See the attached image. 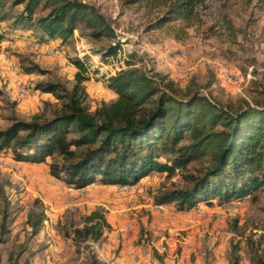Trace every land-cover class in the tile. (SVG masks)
<instances>
[{
  "label": "rangeland",
  "instance_id": "1",
  "mask_svg": "<svg viewBox=\"0 0 264 264\" xmlns=\"http://www.w3.org/2000/svg\"><path fill=\"white\" fill-rule=\"evenodd\" d=\"M83 1L97 6L112 21L122 44L118 56L136 53L138 65L155 78L173 81L184 93L198 90L234 110L248 103L264 105V11L256 6L257 0H207L208 7L200 9L189 25L177 20L153 29L147 27L166 9L163 0L132 5L124 0ZM47 12L38 9L37 15ZM10 22L0 26V32L7 31L0 41V129L16 119L44 120L60 112L63 99L37 90L36 85L53 81L72 90L77 72L73 59L88 54L97 67L100 55L96 52L109 43L94 40L84 28L76 29L65 43L61 38L44 42L37 30L10 32ZM117 61L109 62L114 73ZM32 64L45 73L22 71ZM110 65L99 72H111ZM100 76L91 72L83 83L91 110L117 98ZM51 161L20 162L10 151L0 153V231L2 224L8 230L0 244V264H88L90 254L106 264H117L118 258L128 260L122 244L128 240L132 259L140 258L135 264L191 263L192 257L184 255L195 256L196 250L182 252L181 241L187 236L185 224L193 220L207 225L196 234L202 244L213 246V252L196 251L209 258L203 264L229 261L235 245L241 264H251L253 244L264 256V188L244 198H215L191 210H179L176 203L160 208L154 201L160 188L188 185L181 172L154 171L135 184L95 183L76 189L50 174ZM205 164L194 161L184 172L197 174ZM7 204L10 216L4 219ZM98 208L104 210L112 229L99 241L77 243L73 230ZM32 212L45 215L37 233L29 223ZM114 230L120 231L113 238ZM161 237L164 243L159 252L156 243ZM221 246L228 254L226 260Z\"/></svg>",
  "mask_w": 264,
  "mask_h": 264
},
{
  "label": "trees",
  "instance_id": "2",
  "mask_svg": "<svg viewBox=\"0 0 264 264\" xmlns=\"http://www.w3.org/2000/svg\"><path fill=\"white\" fill-rule=\"evenodd\" d=\"M0 0V26L10 21V32L37 30L41 40L61 38L65 43L75 30L84 28L101 46L99 66L84 55L73 59L76 84L69 90L61 83L42 81L37 90L63 99L60 112L44 120L16 119L0 129V153L10 151L16 161L49 163L50 174L67 186L132 184L150 173L181 172L188 184L162 187L154 194L157 205L176 203L179 210H191L215 198H244L264 188V105L241 106L234 110L200 91L183 92L171 80L155 78L136 61V53L119 57L122 44L112 21L97 6L83 0ZM148 0H124L126 5ZM166 9L147 27L161 28L177 20L189 25L207 8V0H163ZM256 6L264 11V0ZM38 9L48 10L37 15ZM7 31L0 32V41ZM111 59H117L113 72ZM111 64V72L103 67ZM102 69L100 72L99 70ZM24 73H45L32 64ZM100 77L117 94L95 110L86 104L85 86L89 73ZM206 161L198 173H186L189 164ZM7 204L3 218L10 216ZM44 213L30 214L29 223L40 231ZM112 224L102 209L86 216L84 225L73 230L77 243L99 241ZM8 232L2 224L0 244ZM238 246L230 264H241ZM88 264H106L95 254ZM251 264H264L257 245L251 246Z\"/></svg>",
  "mask_w": 264,
  "mask_h": 264
},
{
  "label": "crops",
  "instance_id": "3",
  "mask_svg": "<svg viewBox=\"0 0 264 264\" xmlns=\"http://www.w3.org/2000/svg\"><path fill=\"white\" fill-rule=\"evenodd\" d=\"M191 212H193V211H191ZM156 213H159V211L158 212H156ZM125 226V225H124ZM204 226H207V225H204V224H202V225H200L198 222H195L194 220L193 221H190L189 223H187V224H185V229L186 230H188L187 231V236L186 237H183V240L181 241V243L183 244V245H181V247H182V252H187V253H191V252H193V251H198V252H201L202 250H204V251H206V249L208 250V251H212L213 252V246H210V245H208V244H210L209 242L207 243V244H202V242H201V240H200V238L197 236V234L201 231V228L202 227H204ZM124 228H122V230H123ZM121 230V231H122ZM120 230H114V231H112L111 232V235H112V237L114 238V237H116V235H117V233L119 232ZM172 231V230H171ZM203 231H205V230H203ZM156 233H158L157 231H156ZM197 233V234H196ZM161 234V233H160ZM194 235H196L197 237H195V241L194 240H191L193 237H194ZM197 240V241H196ZM119 241V240H118ZM164 237H161V240L158 242V243H156V245H157V247H158V251L159 252H161L162 251V249L159 247V245H160V243L161 244H163L164 242ZM129 243L130 244H132L131 242H130V240H128V243H125V242H123L122 244H123V246H124V249L126 250V252L128 253V260L127 261H124L123 259H117V264H125V263H130V264H135V262H134V260L132 259V257H131V255H130V252H131V247H129L128 245H129ZM223 246H221V255L223 256V259H227V256H228V254H226V252H225V250H223L224 248H222ZM165 248V247H164ZM214 249H216V247L214 248ZM195 251V256H196V258H195V256H194V254H187V255H184V257H187V256H191L192 258V260L191 261H194V262H191V263H186V264H203V262L202 261H208L209 260V258H203L202 256H199L200 254L198 253V252H196ZM215 251V250H214ZM184 259V258H183ZM132 261V262H131ZM147 261V260H146ZM107 262H108V260H107ZM185 262H187V260H184L183 261V263H185ZM109 263V262H108ZM214 264H216V263H221V264H229V261H228V259L225 261V262H213Z\"/></svg>",
  "mask_w": 264,
  "mask_h": 264
},
{
  "label": "built area",
  "instance_id": "4",
  "mask_svg": "<svg viewBox=\"0 0 264 264\" xmlns=\"http://www.w3.org/2000/svg\"><path fill=\"white\" fill-rule=\"evenodd\" d=\"M21 85V87L23 88V85L22 84H20ZM24 91V90H23ZM24 95H25V91H24ZM123 188H121V190H122ZM159 207L160 208H163L164 206H160L159 205ZM123 242H125V243H128V241H123ZM151 242H150V250H151ZM144 255H149V254H144ZM133 260H140V258H133Z\"/></svg>",
  "mask_w": 264,
  "mask_h": 264
},
{
  "label": "bare ground",
  "instance_id": "5",
  "mask_svg": "<svg viewBox=\"0 0 264 264\" xmlns=\"http://www.w3.org/2000/svg\"><path fill=\"white\" fill-rule=\"evenodd\" d=\"M54 54V53H53ZM25 90V89H24ZM145 254V253H144ZM134 257V256H133Z\"/></svg>",
  "mask_w": 264,
  "mask_h": 264
}]
</instances>
